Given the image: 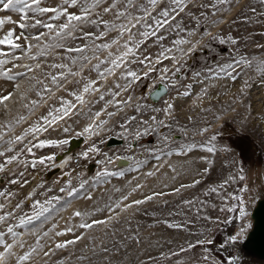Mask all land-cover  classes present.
Segmentation results:
<instances>
[{"label":"rangeland","instance_id":"obj_1","mask_svg":"<svg viewBox=\"0 0 264 264\" xmlns=\"http://www.w3.org/2000/svg\"><path fill=\"white\" fill-rule=\"evenodd\" d=\"M132 4L40 0L67 12L0 10L13 21L0 37L8 29L21 37L20 48L0 55L8 61L0 64V95L11 93L0 103V252L13 245L3 264L26 253L19 264H120L128 253L119 240L147 231L155 240L131 264H227L211 243L230 234L254 153L264 173V0ZM85 9L95 23L61 28L68 13ZM121 25L130 31L121 34ZM157 82L168 91L150 102ZM81 135L49 176L56 155ZM110 136L123 143L106 145ZM115 156L130 161L118 166ZM34 173L40 180L31 188ZM97 220L104 223L81 226ZM66 241L74 242L56 246Z\"/></svg>","mask_w":264,"mask_h":264},{"label":"water","instance_id":"obj_2","mask_svg":"<svg viewBox=\"0 0 264 264\" xmlns=\"http://www.w3.org/2000/svg\"><path fill=\"white\" fill-rule=\"evenodd\" d=\"M167 91L168 87L165 83L157 82L149 90L147 97L157 102ZM81 142L82 136L71 137L64 152L72 151ZM121 143L123 139L115 136H110L106 140L108 146ZM64 152L57 154L56 158H60ZM125 161L128 162L127 159ZM55 172L57 169L53 168L47 173L51 175ZM239 193L240 202L231 220L230 234L223 242H213L211 246L228 255L227 264H264V174L256 153L249 161L245 180ZM242 229L244 231L240 236V241H233L231 238L240 233Z\"/></svg>","mask_w":264,"mask_h":264},{"label":"snow or ice","instance_id":"obj_3","mask_svg":"<svg viewBox=\"0 0 264 264\" xmlns=\"http://www.w3.org/2000/svg\"><path fill=\"white\" fill-rule=\"evenodd\" d=\"M71 2L73 4H75L77 2V0H71ZM97 2H99V0H97ZM174 3H179L180 0H173ZM149 3L152 4V5H155L156 3V0H149ZM127 4L132 7L133 9H136L137 6L136 5H133L132 4V0H127ZM17 5H23L24 7H21V8H18L16 7ZM28 8H31L32 12H39V13H53V14H56V15H61V14H65L67 12L66 9H64L63 11H58L57 8H52V7H41L40 6V0H32V3L31 4H28L27 3V0H0V10H8V9H15L16 11H19V12H22V13H25V17H26V12H25V9H28ZM112 8L113 6L110 5L109 7H106L104 8V11L105 12H109V11H112ZM145 11V14L146 15H150V13L147 12V9L145 8L144 9ZM68 20H69V23H66L64 25L61 26V28L63 29H68L70 27V23L71 21H88V17L90 16V11L88 9H85L81 14L77 15V14H71V13H68ZM121 15H125V12H118L117 13V16H121ZM162 15H164L165 17H167L169 15L168 13V10L167 8H165L162 12ZM55 18V17H53ZM133 19H136L135 17H133ZM6 22H13L11 20V17H3V18H0V26H3ZM88 22H91V23H95V21H88ZM19 24V27L21 28H25L27 27L26 24L24 23H20V22H16ZM102 23L104 24H107V21H103ZM36 24H42V21L41 20H36L35 21V24L33 26H35ZM44 27L46 28H49V29H52L54 27V25L52 24H45L43 25ZM133 27L135 25H132ZM125 31H130V29L125 26V25H121V34H123V32ZM86 36H90L92 35L91 33H85ZM146 35V33H145ZM21 37L19 35L16 34V31L15 29H8L7 32L2 36L0 37V46H3V47H0V55L4 56V57H7L9 55V50L10 49H13V48H20L21 45L19 43ZM131 39V37H130ZM102 47H108V45H102ZM125 47L127 49V51L124 53V56L126 57L129 53L132 52V48L131 47H128L127 43L125 44ZM14 56V54H13ZM15 58V56H14ZM120 58H117V59H114L111 61V63L114 65V66H119V63H118V60ZM8 63L7 59H4V60H0V64H6ZM39 66V65H37ZM60 67H64L63 65H61ZM30 70V69H29ZM10 71L11 70H6L3 74L6 78L8 79H12L13 77L10 75ZM128 75H132V76H135V73H131L129 72ZM53 81L56 80V77H52ZM95 83V82H93ZM89 90V87L88 85L85 86L84 88V91H88ZM11 98V93H8L7 95H0V103H4L6 101H8L9 99ZM77 99H80V97H77ZM67 113V109H65V114ZM47 119V118H45ZM55 117L53 118V121H55ZM30 131H38L39 129H29ZM22 137L21 136H16L15 137V140L16 141H19L21 140ZM7 143L11 144L12 141L11 140H8ZM47 143H53L52 141H41L40 142V146H43L44 144H47ZM11 149H6L5 151H10ZM5 156V152H0V157H4ZM16 159L15 156H11V157H8L7 158V161L10 163L12 160ZM2 167V166H0ZM148 199H151V197H148ZM134 203L136 204H139V203H142V201H134ZM76 215H80L79 212L75 213ZM0 219H3L2 216H0ZM99 223H104V221H100V220H97V221H93L92 224H84V225H81L82 227H92L93 224H99ZM8 231L11 233L12 232V228L9 227L8 228ZM243 229L241 230L240 233H238L237 235L233 236L231 239L233 241H237L239 242L240 241V236L242 235L243 233ZM3 233H0V236H2ZM74 241H66L65 243L63 244H57L56 246L57 247H64L66 246L67 243H72ZM13 245L10 244V243H5V246H4V251L3 252H0V264H3V260H4V256L5 254L7 253L8 255H11V249H12ZM47 255V253H45ZM29 255L30 254H24V255H21L19 256L18 258V261H17V264H19V262H22V261H25L27 259H29Z\"/></svg>","mask_w":264,"mask_h":264},{"label":"bare ground","instance_id":"obj_4","mask_svg":"<svg viewBox=\"0 0 264 264\" xmlns=\"http://www.w3.org/2000/svg\"><path fill=\"white\" fill-rule=\"evenodd\" d=\"M149 101L150 102H154L153 100H149ZM81 136H82V142H83L85 137H84V135H81ZM65 153H67V152H64L63 154H65ZM124 158L127 159L128 162H126ZM114 159H115V163L118 166H122V165H125V164L129 163L130 156L129 157H127V156H115ZM64 161H65V157L61 158V160L56 162L52 166V168H50L48 171L52 170L53 168H56L57 172H58L67 163V161H66V163ZM48 175L51 176L52 174L51 175L48 174ZM39 180H40V175L38 173H34L32 175V179H31V182H30L29 186L32 188ZM27 189L29 190L30 188L28 187ZM154 240H155V235L153 234L152 231H147V232H143V233H137V232H133V233L129 232V233H127L124 237H122L119 240L118 244H120V246L123 247L124 250H127L128 255L124 256L123 258H121V257L117 258L116 262L117 263L120 262V264H131V263H134L141 256L145 255L144 252L142 254V250L144 251L145 250V246H147V244L149 245Z\"/></svg>","mask_w":264,"mask_h":264}]
</instances>
